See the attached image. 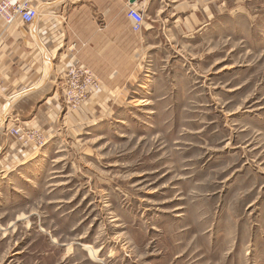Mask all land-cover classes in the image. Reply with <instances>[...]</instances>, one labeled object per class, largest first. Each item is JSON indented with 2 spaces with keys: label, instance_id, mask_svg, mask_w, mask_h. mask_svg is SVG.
Instances as JSON below:
<instances>
[{
  "label": "rangeland",
  "instance_id": "1",
  "mask_svg": "<svg viewBox=\"0 0 264 264\" xmlns=\"http://www.w3.org/2000/svg\"><path fill=\"white\" fill-rule=\"evenodd\" d=\"M226 6L209 39L134 33L128 77L66 65L53 106L2 119L0 264H264V0Z\"/></svg>",
  "mask_w": 264,
  "mask_h": 264
},
{
  "label": "crops",
  "instance_id": "2",
  "mask_svg": "<svg viewBox=\"0 0 264 264\" xmlns=\"http://www.w3.org/2000/svg\"><path fill=\"white\" fill-rule=\"evenodd\" d=\"M29 2L38 11L31 23L16 18L5 24L0 17V124L7 115L38 113L49 101L53 106L58 96L53 82L61 80L66 65L89 67L102 82L128 77L135 33L126 17L128 6L144 17L139 45L145 50L195 43L205 33L209 39L210 32L225 28L227 12V0Z\"/></svg>",
  "mask_w": 264,
  "mask_h": 264
},
{
  "label": "built area",
  "instance_id": "3",
  "mask_svg": "<svg viewBox=\"0 0 264 264\" xmlns=\"http://www.w3.org/2000/svg\"><path fill=\"white\" fill-rule=\"evenodd\" d=\"M37 15V9L30 5L29 0L0 1V17L5 24L12 23L16 18H19L21 21L28 24L31 23ZM126 17L130 21V26L133 32L139 33L142 31L144 17L137 8L128 6ZM81 77H83L82 80L86 86L91 88L97 87L98 79L92 74H89L88 70H84Z\"/></svg>",
  "mask_w": 264,
  "mask_h": 264
},
{
  "label": "bare ground",
  "instance_id": "4",
  "mask_svg": "<svg viewBox=\"0 0 264 264\" xmlns=\"http://www.w3.org/2000/svg\"><path fill=\"white\" fill-rule=\"evenodd\" d=\"M93 253V252H92Z\"/></svg>",
  "mask_w": 264,
  "mask_h": 264
}]
</instances>
